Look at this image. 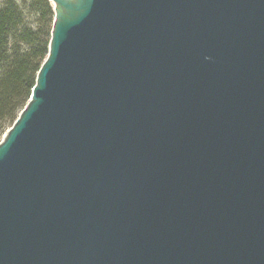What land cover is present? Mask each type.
I'll return each instance as SVG.
<instances>
[{
    "label": "water",
    "instance_id": "95a60500",
    "mask_svg": "<svg viewBox=\"0 0 264 264\" xmlns=\"http://www.w3.org/2000/svg\"><path fill=\"white\" fill-rule=\"evenodd\" d=\"M47 1L0 264H264V0Z\"/></svg>",
    "mask_w": 264,
    "mask_h": 264
},
{
    "label": "trees",
    "instance_id": "16d2710c",
    "mask_svg": "<svg viewBox=\"0 0 264 264\" xmlns=\"http://www.w3.org/2000/svg\"><path fill=\"white\" fill-rule=\"evenodd\" d=\"M52 20L47 0H0V138L29 99Z\"/></svg>",
    "mask_w": 264,
    "mask_h": 264
},
{
    "label": "bare ground",
    "instance_id": "6f19581e",
    "mask_svg": "<svg viewBox=\"0 0 264 264\" xmlns=\"http://www.w3.org/2000/svg\"><path fill=\"white\" fill-rule=\"evenodd\" d=\"M53 10L55 13L57 12V14L61 11L56 4H53Z\"/></svg>",
    "mask_w": 264,
    "mask_h": 264
},
{
    "label": "rangeland",
    "instance_id": "374dc122",
    "mask_svg": "<svg viewBox=\"0 0 264 264\" xmlns=\"http://www.w3.org/2000/svg\"><path fill=\"white\" fill-rule=\"evenodd\" d=\"M4 133H5V132H4ZM2 137H3V135L1 136L0 141H1Z\"/></svg>",
    "mask_w": 264,
    "mask_h": 264
}]
</instances>
